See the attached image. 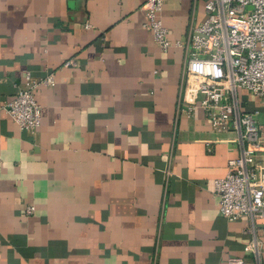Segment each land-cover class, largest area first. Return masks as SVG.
<instances>
[{
  "label": "crops",
  "instance_id": "0c3cea01",
  "mask_svg": "<svg viewBox=\"0 0 264 264\" xmlns=\"http://www.w3.org/2000/svg\"><path fill=\"white\" fill-rule=\"evenodd\" d=\"M144 2L0 0V264H264V220L223 217L213 188L238 134L187 113L184 47L159 49ZM205 2L165 0L171 42ZM27 71L54 76L36 131L6 112ZM237 94L264 146L261 99Z\"/></svg>",
  "mask_w": 264,
  "mask_h": 264
},
{
  "label": "built area",
  "instance_id": "2783aa9c",
  "mask_svg": "<svg viewBox=\"0 0 264 264\" xmlns=\"http://www.w3.org/2000/svg\"><path fill=\"white\" fill-rule=\"evenodd\" d=\"M164 2L145 0L142 26L161 51L172 44L184 47L187 113L203 109L214 130H234L242 146L240 155L228 160L225 175L213 181L218 210L228 220L242 216L264 220V146L258 111L242 110L237 94L245 89L264 105V0H206L205 18L188 31L184 45L168 37L161 15ZM74 63L69 59L64 66ZM53 83L51 73L37 78L26 72L24 85L5 104L9 118L21 130L36 131L40 126L35 90ZM33 211L32 205L26 208L28 214ZM255 247L256 242H251L244 250Z\"/></svg>",
  "mask_w": 264,
  "mask_h": 264
}]
</instances>
